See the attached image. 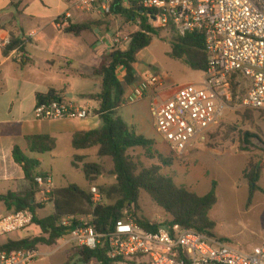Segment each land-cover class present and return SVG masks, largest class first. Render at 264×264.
<instances>
[{"label": "built area", "instance_id": "built-area-1", "mask_svg": "<svg viewBox=\"0 0 264 264\" xmlns=\"http://www.w3.org/2000/svg\"><path fill=\"white\" fill-rule=\"evenodd\" d=\"M116 3L117 0H70V10L58 17L56 26L61 30L70 26L71 10L113 16ZM119 5L146 10L148 25L153 29H174L180 36L200 32L205 37L209 63L200 84L181 85L172 97L162 98L159 91L163 79L157 76L149 81L154 92L150 112L156 131L178 156L206 144L220 125L232 103L235 75L249 82L243 106L264 111V0H120ZM29 37H35V33ZM10 45L6 43V47ZM123 47L116 36L110 52L124 50ZM18 51L19 48L15 52ZM118 75L123 78L124 70H119ZM34 115L41 121L87 120L96 115V110L88 104L63 99L38 103ZM36 183V203L54 205L53 178L38 176ZM90 192L94 206L104 204L97 187ZM93 221V215L72 216L62 219L60 225L78 224L67 243L93 251L104 249L115 264H264V238L253 250L243 252L225 241L179 227L149 232L129 211L107 234L98 233ZM32 226L28 211L0 215V237ZM39 256L34 250L0 252V264H33Z\"/></svg>", "mask_w": 264, "mask_h": 264}, {"label": "trees", "instance_id": "trees-1", "mask_svg": "<svg viewBox=\"0 0 264 264\" xmlns=\"http://www.w3.org/2000/svg\"><path fill=\"white\" fill-rule=\"evenodd\" d=\"M119 1L117 0L113 6V15L124 17L135 25L140 20L141 25L139 30L130 36L128 48L125 50L114 49L106 54L94 72V77L102 81V90L99 94L87 95L85 98L99 104L97 114L102 119V127L93 131L77 133L72 140V146L76 151L98 148V157L112 159L116 184L109 188L101 187L100 192L104 198L114 199L115 203L94 206L91 193L76 185H70L55 191L54 212L41 218L39 212L44 207L36 203L38 190L36 178L40 163L28 158L18 148H15L14 160L23 168L32 189L25 195L14 192L0 195V203L12 213L28 211L32 215L33 225L40 228L41 235L21 240L9 239L0 245V252L39 251L40 246L55 245L59 240L69 236L78 226L76 223L68 227L60 225L62 219L72 216L93 215V226L96 231L100 234H107L114 230L119 220L124 218L125 211L137 214L141 191L149 194L152 200L172 218L165 224H153L145 219H136L137 223L145 230L157 232L161 228L179 227L220 240L215 234L216 224L210 218V213L218 200L216 182L213 183L211 190L206 195L199 196L185 187L177 186L171 177L162 174L161 167H142L129 155L131 150L140 148L144 151L146 158L157 159L163 166H172L174 163L173 159L167 158L156 149L155 141L138 134L118 115L119 110L126 104V90L134 86L137 81L135 66L138 53L151 45L153 36L157 35L160 30L153 29L148 25L146 10L137 6L122 8ZM84 28L85 26L70 24L66 32L78 35ZM170 31L175 34L172 43V57L183 60L195 72L207 71L209 57L204 35L200 32H193L180 36L174 29ZM17 46L18 42L12 41L6 51L9 52ZM121 69L125 72L123 78L118 75V71ZM241 79L248 82L247 79L237 75L232 79V101L237 97V90L242 84ZM63 99H65L64 96L53 89L47 94L37 95L38 103L41 104ZM220 125L209 135V138L214 137L221 130ZM243 137L244 141L248 142V139L253 135L245 133ZM28 140L31 151L34 153L45 154L56 148V141L48 136L30 137ZM81 158L79 155L74 156L73 165L75 167H78L76 160ZM82 169L90 183L102 174V168L98 164L85 163ZM260 174L261 171L256 166L252 173L246 172L245 176L254 185L259 180ZM86 206L89 207L91 213H87ZM77 256L83 264L92 261H96L98 264H115L101 248L94 251L78 248Z\"/></svg>", "mask_w": 264, "mask_h": 264}, {"label": "rangeland", "instance_id": "rangeland-1", "mask_svg": "<svg viewBox=\"0 0 264 264\" xmlns=\"http://www.w3.org/2000/svg\"><path fill=\"white\" fill-rule=\"evenodd\" d=\"M113 38L122 40L123 49L128 48L130 36L139 30L137 24L131 23L121 16L107 17ZM175 34L169 29H160L153 36L151 45L138 53L135 66L137 83L150 81L152 77L163 79V89H176L184 84H200L203 73L191 70L183 60L173 58L172 43ZM241 87L237 97L227 109L218 133L209 138L208 142L198 148L191 149L183 157L178 156L168 147L167 158L174 160L172 166H163L157 159L145 157L142 149L129 152L132 159L142 167H161L165 176L171 177L177 186L185 187L199 196L206 195L214 182L217 184V204L210 213L215 222V234L243 252H250L262 243L264 238V111H258L243 106L247 81L240 80ZM151 101L143 100L134 105H127L121 111V116L137 132L148 138H159L154 119L150 112ZM217 129V128H216ZM251 133L253 137L244 141L243 135ZM71 148L61 144L55 153L39 159V171L52 172L58 188L76 185L90 192L92 187L109 188L116 184L113 175L111 158H100L98 148L84 150L79 153L82 157L76 160L78 167L73 165L74 158L70 156ZM85 163L98 164L102 168L101 176L90 183L82 169ZM261 171L260 178L252 185L245 173H252L255 167ZM104 204H114V199L103 200ZM40 217L44 218L54 212L53 205L43 206ZM87 213H91L86 206ZM129 213L135 219H145L153 224H165L171 221V216L160 208L145 191L140 192L139 209L137 214ZM83 216V215H82ZM87 216V215H84ZM29 237L41 234V230L32 228L27 232ZM16 237V235H11ZM8 238V237H7ZM67 237L52 246H40V256L36 264H82L78 258V246L67 243ZM5 238H0V245ZM88 264H98L92 261Z\"/></svg>", "mask_w": 264, "mask_h": 264}, {"label": "crops", "instance_id": "crops-1", "mask_svg": "<svg viewBox=\"0 0 264 264\" xmlns=\"http://www.w3.org/2000/svg\"><path fill=\"white\" fill-rule=\"evenodd\" d=\"M68 10L70 0H0V195L10 192L25 195L31 191V183L26 179L23 168L14 160V150L18 148L25 156L38 162L40 160L34 156L47 153L32 152L30 137L53 138L56 148L48 153H55L61 144H68L70 156L74 158L81 152L72 146L74 135L100 129L103 125L97 114L99 104L85 96L99 94L102 90V81L94 77V72L102 58L110 53L113 31L107 23L108 18L77 10H71L70 24L85 28L78 35L58 29L56 20ZM31 33H35V37H29ZM12 41L18 42V46L8 52L6 43ZM18 48L20 51L15 52ZM51 89L61 93L65 99L92 106L96 115L87 120H38L34 115L37 95L47 94ZM175 92L176 89L161 88L159 95L170 98ZM153 95L149 81L141 84L136 81L126 90V104L118 115L126 122L121 116L122 109L143 100L152 101ZM128 125L137 132L134 125ZM146 138L155 141L161 154L168 155L167 147H170L160 135L159 138ZM39 168L38 176L47 175L54 180L51 171L41 172ZM55 187L56 190L63 189L56 184ZM11 213L0 203V215ZM32 228L37 226L15 233L16 237H0L5 238L1 244L9 239L29 238L27 232Z\"/></svg>", "mask_w": 264, "mask_h": 264}]
</instances>
